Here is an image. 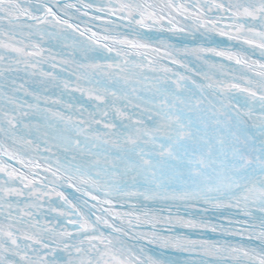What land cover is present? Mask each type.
I'll list each match as a JSON object with an SVG mask.
<instances>
[{"label":"snow or ice","instance_id":"6c2138e0","mask_svg":"<svg viewBox=\"0 0 264 264\" xmlns=\"http://www.w3.org/2000/svg\"><path fill=\"white\" fill-rule=\"evenodd\" d=\"M0 264H264V0H0Z\"/></svg>","mask_w":264,"mask_h":264}]
</instances>
